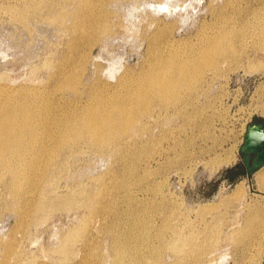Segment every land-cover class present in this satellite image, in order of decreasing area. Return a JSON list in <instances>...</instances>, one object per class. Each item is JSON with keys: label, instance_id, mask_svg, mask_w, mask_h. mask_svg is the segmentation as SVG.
Here are the masks:
<instances>
[{"label": "rangeland", "instance_id": "1", "mask_svg": "<svg viewBox=\"0 0 264 264\" xmlns=\"http://www.w3.org/2000/svg\"><path fill=\"white\" fill-rule=\"evenodd\" d=\"M184 1L177 0L178 6L183 2L184 9H189L187 3L193 0ZM203 1L196 26L209 17L210 9L224 2ZM8 2L18 7L14 0H0V85L41 88L48 84L50 89L53 85L47 77L50 61L60 55L65 38L49 17H44L46 9L30 13L29 7L26 11L19 8L21 14L15 19L2 8ZM142 8H148L146 3L139 6ZM137 12L141 13L138 9ZM143 13L129 14L130 22L133 21V25L126 22L130 31L139 30L142 23L164 22L148 11ZM135 15L141 17V22ZM196 26L187 33L177 34L174 26L173 33L181 37L194 33ZM131 42L113 44L116 47L118 43L120 49L111 46L117 49L116 55L123 50L131 59L134 53L129 47ZM98 49V45L94 46L92 55L98 54ZM244 52L221 61L213 76L211 70H202V77L197 75L195 82L199 97L192 102L186 99L152 104L154 111L142 114L137 120L140 126L136 123L127 133H134V138L128 140L131 145L122 137L105 148L87 143L65 148L64 162L57 168L53 180L56 190L58 187L59 203L44 201L45 207L32 214L26 223L12 206L5 182L9 173L3 171L0 174V254L3 244L14 232L21 253L19 264H74L82 257L88 263L101 258L109 264L113 258L109 247L111 236L131 233L134 231L129 228L131 223L142 224L153 235L156 230H149L148 225L157 226L166 219L162 222L165 224L163 240L154 236L149 241L151 248L141 245L138 251L139 255L148 252L154 260L146 264H195L192 244L208 249L209 258L205 253L201 264H219L216 254L221 251L226 259L220 264H240L243 238L234 230L235 224L249 210L264 207V182L262 187L258 184L264 176V164L246 175L239 150L246 126L254 121L264 124V112L259 108L264 101L260 88L264 84V51L247 47ZM104 53L101 54L103 62L115 57L113 50L111 55L107 54L109 58ZM67 98L72 101L71 96ZM226 150H230L232 159L224 164ZM239 181L241 192L231 196L234 183ZM47 190L52 189L47 187ZM224 199L230 200L222 202ZM201 203H210L212 207L206 213H198L195 209ZM135 209L141 212H133ZM72 230L66 247L60 248L59 243ZM175 230L181 231L191 244L181 247L178 239H174ZM258 250L261 256L253 264H264V247L257 244L248 251ZM211 256L215 259L209 263ZM119 264L140 263L125 258Z\"/></svg>", "mask_w": 264, "mask_h": 264}, {"label": "bare ground", "instance_id": "2", "mask_svg": "<svg viewBox=\"0 0 264 264\" xmlns=\"http://www.w3.org/2000/svg\"><path fill=\"white\" fill-rule=\"evenodd\" d=\"M14 1L18 2V7L14 2L2 6L10 16L16 19L21 14L20 9L26 11L28 7L32 9L30 13L46 9L44 17H49L57 32L65 38L60 55L50 61L47 74L53 82L50 89L48 84L41 88L38 85H0V174L9 173L5 180L7 190L13 208L22 214L23 223L45 207L44 201L59 203L58 187L56 190L53 180L57 168L64 162L65 148L83 143L105 148L122 137L128 143L134 133H127L137 125L142 114L154 111L152 104L164 105L186 99L192 102L199 97L195 82L197 75L202 77V70H211L213 76L221 61L242 54L247 47L264 51V0H224L223 5L210 9L209 17L203 18L198 26L195 22L203 11V0L187 3L189 9H184L183 2L178 6L177 0ZM145 3L148 8L140 10L139 6ZM137 9L161 17L164 22L151 21L140 27L135 22L141 18L136 16ZM127 11L136 14L138 19L135 18L134 25L137 24L139 30L130 31L128 23L133 25V21L130 22L132 17ZM174 26H177L176 34L196 28L194 33L176 37ZM127 37L134 42L129 46L134 51L133 62L126 52L120 50L122 54L116 55L117 49L112 48L118 41L129 44ZM96 45L98 54L92 55ZM109 48L115 57L103 62L101 54L107 53ZM111 51L107 54L111 55ZM260 88L264 92V84ZM67 96H71V102ZM259 105L260 112H264V101ZM226 154L224 164L232 159L230 150H226ZM263 182L264 176L262 182H257L259 187ZM47 187L52 190L48 192ZM241 189V181L234 183L231 196L239 195ZM197 206L198 213H206L212 207L210 203ZM248 212L234 228L243 238L238 257L240 264H253L256 257L260 258L262 252H250L249 247L257 244L264 247V207L258 206ZM164 221L166 219L157 226L148 225L149 230H156L153 235L142 224L131 223L129 228L134 230L131 233L111 236L109 247L113 258L109 264H119L125 258L140 264L154 261L148 252L146 256L139 255L138 251L141 245L151 248L149 241L154 236L163 240ZM72 233L73 230L62 244L59 243L60 248L66 247ZM11 236L2 246L0 264H19L21 253L16 234L13 232ZM174 239H178L181 247L191 244L178 230H175ZM199 247L191 245L195 264L204 262L208 250ZM221 252L216 254L219 264L226 259ZM214 259L215 256H211L207 262ZM90 263L82 257L74 264ZM93 264L108 262L99 258Z\"/></svg>", "mask_w": 264, "mask_h": 264}, {"label": "water", "instance_id": "3", "mask_svg": "<svg viewBox=\"0 0 264 264\" xmlns=\"http://www.w3.org/2000/svg\"><path fill=\"white\" fill-rule=\"evenodd\" d=\"M242 153L241 160L245 166L246 175L264 163V124L254 121L246 126L242 144L239 148Z\"/></svg>", "mask_w": 264, "mask_h": 264}]
</instances>
